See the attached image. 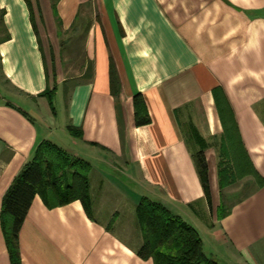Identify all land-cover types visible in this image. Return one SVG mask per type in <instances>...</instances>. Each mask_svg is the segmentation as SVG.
I'll use <instances>...</instances> for the list:
<instances>
[{
	"label": "crops",
	"instance_id": "crops-1",
	"mask_svg": "<svg viewBox=\"0 0 264 264\" xmlns=\"http://www.w3.org/2000/svg\"><path fill=\"white\" fill-rule=\"evenodd\" d=\"M0 10V213L40 140L91 166V215L79 199L36 194L20 264H154L137 253L144 196L193 226L220 264H264V184L221 187L232 162L216 104L226 98L264 181V0H0ZM136 94L150 116L141 126ZM0 264H12L1 217Z\"/></svg>",
	"mask_w": 264,
	"mask_h": 264
},
{
	"label": "trees",
	"instance_id": "trees-1",
	"mask_svg": "<svg viewBox=\"0 0 264 264\" xmlns=\"http://www.w3.org/2000/svg\"><path fill=\"white\" fill-rule=\"evenodd\" d=\"M3 11L0 10V23ZM8 37V36H7ZM53 107V92L46 93ZM222 116H226L225 138L229 144L227 153L232 164L220 170L221 187L228 186L245 176H252L263 185L251 166L241 146L234 117L225 97H216ZM136 126L148 124L150 116L141 94L133 97ZM225 119V118H224ZM80 136L73 127L68 128ZM202 188L208 203H211L208 164L203 149L192 152ZM90 164L59 148L50 140L37 143L33 156L15 177L3 197L0 213L1 225L7 242L12 264H20L18 247L19 229L36 194L64 204L79 199L91 215L88 173ZM135 216L143 243L137 253L142 259L151 258L154 264H220L208 257L203 249L197 230L179 215L173 214L164 204L149 197H142L136 205Z\"/></svg>",
	"mask_w": 264,
	"mask_h": 264
},
{
	"label": "rangeland",
	"instance_id": "rangeland-1",
	"mask_svg": "<svg viewBox=\"0 0 264 264\" xmlns=\"http://www.w3.org/2000/svg\"><path fill=\"white\" fill-rule=\"evenodd\" d=\"M50 107H51V105H50ZM40 141H42V140H40ZM40 141H39V142H40ZM253 178H254V177H253ZM241 179H242V178H241ZM254 179H255V178H254ZM239 180H240V179H239ZM237 182H238V183H237ZM236 183L238 184L237 186H239L242 182L239 183V181H236V182H234V183H232V184H230V185L233 187V186H235L234 184H236ZM233 189H235V188L233 187L232 190H233ZM234 199H235V198H233V200H234Z\"/></svg>",
	"mask_w": 264,
	"mask_h": 264
}]
</instances>
